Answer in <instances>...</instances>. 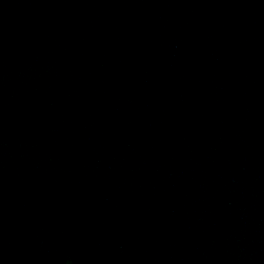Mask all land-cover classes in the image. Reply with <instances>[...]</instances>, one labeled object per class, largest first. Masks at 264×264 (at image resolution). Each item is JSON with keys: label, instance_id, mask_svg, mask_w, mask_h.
Here are the masks:
<instances>
[{"label": "water", "instance_id": "water-1", "mask_svg": "<svg viewBox=\"0 0 264 264\" xmlns=\"http://www.w3.org/2000/svg\"><path fill=\"white\" fill-rule=\"evenodd\" d=\"M0 264H264V0H0Z\"/></svg>", "mask_w": 264, "mask_h": 264}]
</instances>
